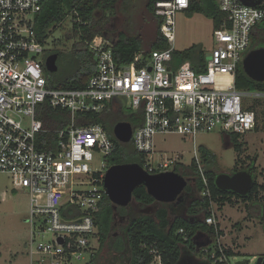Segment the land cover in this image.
<instances>
[{
    "label": "built area",
    "instance_id": "1",
    "mask_svg": "<svg viewBox=\"0 0 264 264\" xmlns=\"http://www.w3.org/2000/svg\"><path fill=\"white\" fill-rule=\"evenodd\" d=\"M44 1L0 0V174L9 177L13 190L23 189L29 196V264H71L85 257L89 261L96 253L95 215L106 196L107 157L114 151L102 124L76 127V116L107 113L116 100L131 112L142 110L143 124L132 128L130 142L150 174L174 169L169 159L150 163L156 153L155 135L177 134L195 143L198 135L215 131L230 136L250 132L256 116L243 100L264 99V93L238 90L235 79L255 29L264 26V0L257 6L215 0L226 19L213 29V48L209 58L197 65L199 72L190 61L173 59L175 17L188 8L189 0H157L155 16L161 19L159 31L168 47L119 64L112 43L95 36L86 42L95 71L83 88L70 89L47 84L45 48L33 28L34 15ZM44 103L70 113V124L53 131L56 147L49 150L36 144L37 135L45 132L36 116ZM96 156L103 162L93 168ZM202 195L211 197L207 188ZM4 197L5 192L0 193V200ZM205 223L220 231L214 214ZM219 237L211 250L208 244L203 247L209 264H228L233 256L226 251L235 254L219 243ZM152 264H161L159 255Z\"/></svg>",
    "mask_w": 264,
    "mask_h": 264
},
{
    "label": "trees",
    "instance_id": "2",
    "mask_svg": "<svg viewBox=\"0 0 264 264\" xmlns=\"http://www.w3.org/2000/svg\"><path fill=\"white\" fill-rule=\"evenodd\" d=\"M155 1L157 0H146V10L154 16ZM118 2L119 0H45L43 2L40 11L34 15L33 20L37 41L45 46L51 29L60 26L66 19L71 23V29L66 33V37L74 40L70 51L44 49L43 58H46L49 54H60L61 56L58 59L67 61L65 74L62 76L59 74L58 65V69L54 73L48 72L44 68L49 87L70 89L85 86L88 78L95 71V61L87 50L86 42L92 40L95 36H102L110 40L115 60L119 64L132 62L138 54L148 56L153 50H163L168 47V41L161 36L159 31L160 18H158L155 39L148 50L142 48V39L139 35L128 36L118 32L116 37H112L115 31L110 20L115 17ZM262 6L264 7V3ZM185 12L188 16L193 14L204 15L212 21L213 29L221 26L226 19V15L219 10L215 0H189V6ZM96 13L100 14L98 18L95 16ZM262 33H264V26L255 29L250 50L257 46L264 47V41L258 42L259 35ZM173 59L174 61L179 60V63L190 61L196 68L197 65L204 62L205 55L201 45L196 44L181 52L174 51ZM196 71L201 70L196 68ZM235 87L238 90L256 89L257 91H264V82L252 81L239 67ZM36 116L42 122L45 131L37 135V147L41 150L54 149L57 136L53 131L65 129L70 124V113L66 110L52 109L47 103H44L37 109ZM118 122H127L133 129H136L143 124V111L131 112L116 100L111 111L107 113L89 116L77 115L75 126L83 127L96 123L103 125L114 144V151L107 157L108 167L126 163H136L143 167L144 158L134 150L132 143L122 144L114 138L112 129ZM230 137L233 148L240 153L242 145L237 142L238 136L231 135ZM200 150L203 158L210 155L208 151ZM189 169L193 175H196L195 183L194 186L188 185L184 192L188 194L194 192V195L191 194L192 201L184 208L181 205L174 206L172 204H163L158 207V204L154 203V200L143 187L135 190L134 201L143 210L154 209L155 212L152 215L138 214L130 216L127 225L124 227V239L118 240L113 245L116 250H128L129 264H152L154 257L157 255L160 256L161 264H176L182 252L196 259L198 264H209V255H206L203 247H196L194 237L202 235L208 239L207 249L211 250V246L222 235V232L218 231L216 233L213 226L205 223V218L211 214L210 199L203 196L202 193L207 188L211 200L220 204L219 206L226 202L232 203L234 197H240L231 192L219 191L214 185V175L207 171L203 173L207 181V186H205L194 161ZM174 170L177 171V168ZM253 177V188L246 198H241L243 201H256L258 197L260 198L258 195L260 191H264V187L259 186L256 182V176ZM156 207L158 208L156 209ZM182 208L186 211L185 218L179 216ZM170 209L172 217L169 215ZM116 213L129 215L127 208L113 206L105 196L95 215L98 251L110 239ZM237 225L239 226L238 223L234 224L235 227ZM180 229L183 230L182 234L178 233ZM226 254L227 256L234 255L231 250L226 251ZM201 255L202 259L200 258ZM95 261L94 255L86 264H94Z\"/></svg>",
    "mask_w": 264,
    "mask_h": 264
},
{
    "label": "rangeland",
    "instance_id": "3",
    "mask_svg": "<svg viewBox=\"0 0 264 264\" xmlns=\"http://www.w3.org/2000/svg\"><path fill=\"white\" fill-rule=\"evenodd\" d=\"M99 15L96 13V18ZM110 22L115 31L112 37H116L118 32L128 36L139 35L142 39V48L148 50L155 39L158 17L146 10V0H119L115 17H112ZM70 29L69 20L51 29L44 46L45 50L65 49L70 51L74 42L66 37V33ZM212 33V21L204 15L188 16L185 11L178 12L175 17L173 49L181 52L199 44L205 59H208L213 48ZM262 41H264V33L259 35L258 42ZM178 61L175 60L179 63ZM66 62V60H57L61 76L65 74ZM240 68L242 69V64ZM245 91L250 94L264 93V91L256 89ZM243 101L245 106L254 111L256 120L255 126L250 132L238 135L237 142L242 145L240 153L233 148L230 135L222 134L220 131L198 135L195 139V146L190 140L182 139L180 135L164 134L153 137L156 153L150 163L155 165L160 160L169 159L173 162L174 169L177 168V171L174 169L169 171L174 170L181 174L188 181V185L192 186V179L196 178V175H192L189 166L194 161L195 155L197 158L199 153L198 161L195 160V163L200 175L207 171L214 175V178L221 173L231 174L234 170L245 168L252 160L256 159L254 175L258 185L264 187V99L251 97L245 98ZM204 148L210 152V155L203 158L199 149ZM237 159L238 161H236ZM102 162L103 158L96 156L92 167L98 168ZM2 192H5V197L0 200V264H29L27 254L29 239L28 193L23 189L13 190L9 177L0 174V193ZM258 195L261 196L259 202L263 203L264 191H260ZM219 205L212 201L210 212L214 214L218 228L222 232L219 243L226 246L234 245L232 248H235V254L229 259L228 264H254V257L264 255V234L257 218H255L256 210L253 208L248 210L243 200L236 197L233 198V203L226 202L223 207L221 206L222 208ZM132 211H134L133 214H131ZM127 213L130 215L115 214L110 239L102 249L97 250L94 264H129L128 250H116L113 245L118 240L124 239V227L130 216L152 215L153 211L143 212V209L133 201L127 207ZM235 223H238L239 226L235 227ZM194 241L199 245V248L208 244V239L202 235L195 236ZM200 258H203L202 255ZM87 262L88 258L85 257L83 260L74 261L71 264H86Z\"/></svg>",
    "mask_w": 264,
    "mask_h": 264
},
{
    "label": "water",
    "instance_id": "4",
    "mask_svg": "<svg viewBox=\"0 0 264 264\" xmlns=\"http://www.w3.org/2000/svg\"><path fill=\"white\" fill-rule=\"evenodd\" d=\"M241 2L246 6H257L261 0H241ZM60 56V54H50L45 58L44 67L48 72L57 71L56 62ZM242 69L252 81L264 82V47L251 49L242 61ZM112 133L118 142L127 144L131 140L132 126L127 122H118L113 126ZM214 185L219 191L231 192L240 198H246L253 188L254 177L251 169L233 174L221 173L215 176ZM187 186L188 181L174 170L150 174L136 163L111 165L104 176L106 196L110 203L118 208H127L134 201L135 190L140 187L145 189L154 203L170 205L181 197ZM145 211L147 210H143ZM196 247L199 248L197 243ZM176 264H196V260L181 253ZM254 264H264L263 258L257 257Z\"/></svg>",
    "mask_w": 264,
    "mask_h": 264
},
{
    "label": "flooded vegetation",
    "instance_id": "5",
    "mask_svg": "<svg viewBox=\"0 0 264 264\" xmlns=\"http://www.w3.org/2000/svg\"><path fill=\"white\" fill-rule=\"evenodd\" d=\"M255 161L256 159H254V163H250L249 165H247L245 168H241V169H238V170H234L231 174L237 172V171H245V170H249L251 169V173L252 175L254 176V166H255ZM192 173V172H191ZM193 175V173H192ZM194 183H195V178L192 179V186H194ZM191 186V185H189ZM189 199H190V195L184 193L183 195H181V197L173 204L174 206H177V205H181L183 208L186 207L188 204H189ZM259 197L257 198L256 201H250V200H246L244 201V203H246V207L248 208V210H251L252 208L256 210V217L258 222H259V225L263 231V234H264V201L263 203L262 202H259ZM181 209L182 212L184 213L185 212V209ZM133 210V209H132ZM134 211H132L131 214H133ZM130 215V214H129ZM183 253V252H182ZM184 255H187L185 253H183ZM196 260V259H195ZM198 264V263H196Z\"/></svg>",
    "mask_w": 264,
    "mask_h": 264
},
{
    "label": "crops",
    "instance_id": "6",
    "mask_svg": "<svg viewBox=\"0 0 264 264\" xmlns=\"http://www.w3.org/2000/svg\"><path fill=\"white\" fill-rule=\"evenodd\" d=\"M195 141H196V140H195ZM191 143H192V142H191ZM195 143H196V142H195ZM195 143H192L193 146H195ZM204 150L208 151V150L205 149V148H204ZM199 151L201 152L200 149H199ZM194 153H195V151H194ZM208 153L210 154L209 151H208ZM199 155H200V153L197 155V158H196V155H195L194 162H195V160L198 161V157H199ZM184 193H186V192H184ZM184 193H183V194H184ZM183 194H182V195H183ZM186 194H188V193H186ZM191 194L194 195V192L188 194V195H190V199H189L190 202H189V204H190L191 201H192V200H191ZM260 197H261V196H260ZM243 202H244V201H243ZM232 203H233V199H232ZM173 204H174V203H172V205H173ZM189 204H188V205H189ZM225 204H226V203H223L221 206L223 207ZM245 204H246V203H245ZM170 205H171V204H170ZM188 205H187V206H188ZM159 206H160V205L158 204V207H159ZM221 206H220V208H222ZM158 207H156V209H157ZM220 208H219V209H220ZM147 211H153V213L155 212L154 209H150V210H147ZM180 211H181V210H180ZM180 214H181V215H179V216H181L182 218H185V216H186V211H185L184 213L181 211ZM169 215H170L171 217L173 216V215H172V211H171V209H170V214H169ZM176 215H177V214H176ZM223 245H225V244H223ZM225 246H226V245H225ZM228 247H231V248H232V247H234V245H229V244H228ZM232 249H233V248H232ZM233 250L235 251V248H234Z\"/></svg>",
    "mask_w": 264,
    "mask_h": 264
}]
</instances>
